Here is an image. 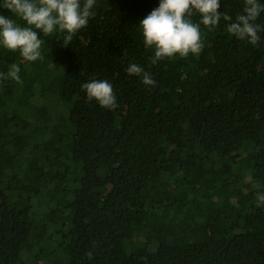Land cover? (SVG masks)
Wrapping results in <instances>:
<instances>
[{
  "label": "trees",
  "instance_id": "1",
  "mask_svg": "<svg viewBox=\"0 0 264 264\" xmlns=\"http://www.w3.org/2000/svg\"><path fill=\"white\" fill-rule=\"evenodd\" d=\"M98 2L70 41L40 33L41 59L0 46V264H264V31L201 24L198 55L151 65L137 24L159 0Z\"/></svg>",
  "mask_w": 264,
  "mask_h": 264
},
{
  "label": "clouds",
  "instance_id": "2",
  "mask_svg": "<svg viewBox=\"0 0 264 264\" xmlns=\"http://www.w3.org/2000/svg\"><path fill=\"white\" fill-rule=\"evenodd\" d=\"M99 6L98 0H3L0 7L13 13L24 24L0 14V46L18 51L25 60L34 62L42 58L40 33L45 36L66 33L65 39L70 41L74 34L87 27ZM220 7V0H159V6L137 24L145 49L153 53L149 57L150 64L156 65L176 55H198L203 48L201 24L214 27L221 19L227 22L230 34L257 46L264 25L256 21L264 11V5L259 0H244L243 12L234 20L227 12L219 11ZM196 14L199 22L192 19ZM17 71L12 75L19 80ZM127 72L140 77L146 86L155 87L157 84L152 74L136 63L130 62ZM81 87L100 107L110 110L118 107L113 85L107 80L93 78ZM258 203L264 204V197H260ZM91 255L89 252L88 256Z\"/></svg>",
  "mask_w": 264,
  "mask_h": 264
},
{
  "label": "rangeland",
  "instance_id": "3",
  "mask_svg": "<svg viewBox=\"0 0 264 264\" xmlns=\"http://www.w3.org/2000/svg\"><path fill=\"white\" fill-rule=\"evenodd\" d=\"M35 264H41V262H40V261H38V262H35Z\"/></svg>",
  "mask_w": 264,
  "mask_h": 264
}]
</instances>
